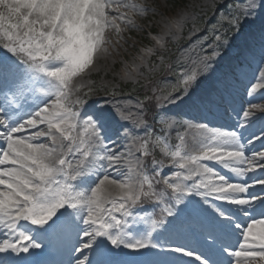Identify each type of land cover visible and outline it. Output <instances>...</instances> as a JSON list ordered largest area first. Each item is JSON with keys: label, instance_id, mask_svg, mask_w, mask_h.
<instances>
[{"label": "snow or ice", "instance_id": "snow-or-ice-1", "mask_svg": "<svg viewBox=\"0 0 264 264\" xmlns=\"http://www.w3.org/2000/svg\"><path fill=\"white\" fill-rule=\"evenodd\" d=\"M197 7L191 0H0V264H37L23 254L65 232L67 264H264V105L237 109L235 74L201 89L216 71L214 45L208 54L201 37L183 50L190 68L166 92L101 102L92 99L105 91L101 84L80 94L122 33L142 30L137 18L159 16L163 31L151 38L163 49ZM254 16L264 24V0H241L227 20L240 32ZM140 52L146 73L133 63L121 79L136 83L134 73L158 70L146 59L156 48ZM261 87L253 83L247 94ZM108 94L115 97V87ZM194 110L239 119L228 131L177 119ZM177 125L183 131L173 144ZM253 138L261 150H249ZM148 203L159 213L140 215Z\"/></svg>", "mask_w": 264, "mask_h": 264}, {"label": "rangeland", "instance_id": "rangeland-1", "mask_svg": "<svg viewBox=\"0 0 264 264\" xmlns=\"http://www.w3.org/2000/svg\"><path fill=\"white\" fill-rule=\"evenodd\" d=\"M222 1L223 0H191V2L200 6L193 9V11L196 12L195 19H189L185 22L184 28L179 33L177 39L167 37L165 48L163 49L159 48L151 38L152 35L160 34L163 30V24L161 23L159 16L149 14L147 19L137 18L136 23L141 26L142 30L137 31L135 29H129L122 33L124 39L116 44V51H113L112 56L105 60L98 61V65L95 67L93 66V70L90 74L85 75L83 81L86 87L81 90L80 94L82 95L83 92H86L88 87L98 89L99 86L103 84L106 86L105 91H95L92 94V99H101V102H103L102 98H104L114 102L129 97L133 99L137 98L126 91H122V88H125L127 85L138 86L141 83H153V88L155 87L157 90L165 92L173 87H177L179 86L181 79V71L190 68V65L187 67L184 66L189 60L187 54L182 55L183 50L187 49L193 41L205 37L206 39H204L202 43L207 53L211 54L212 51L209 45H214L217 48L219 55L214 61L215 73L211 74L210 77L201 80V89L208 88V83L212 82L217 77H222L224 75L232 76L235 74L239 79H234L232 81L234 97L236 98L238 96V100L240 99L244 101L245 98H243V96L247 97L248 100L244 103L245 108L250 106L249 102L264 105V79H260L259 76L260 71L264 70V63H261L262 57H264V24H262L259 17L254 16L252 18L255 20L254 23L243 22L241 31L237 32L229 25L227 18L229 17L230 12L234 13L235 9L240 6L241 0H236V2L229 5L226 10L217 13V8ZM160 2H162V0H145V3L148 5H154ZM178 2L183 4L189 2V0H178ZM173 15V13H169L170 17ZM222 16L225 17V19H221ZM152 26H155L156 29H153ZM194 26L199 29V31L189 39V32ZM257 26H259V28H255ZM231 31L235 32V35L234 38L229 39V36H226L225 33ZM216 34L222 36L220 42L214 40ZM109 36L113 41H116L114 33L110 32ZM248 39L249 41L252 40L255 42V44L251 46ZM240 41H242V44ZM145 47L156 48V54L151 57H146V59L149 61L150 65L158 66V70L154 74L146 76H140L134 73L136 76V83H133L128 79H121L126 70V66L128 70H131V65L133 63L140 66L141 72L146 73L149 65L141 64L140 60L137 59L138 54H136V51H138L141 55L140 49ZM196 51L198 52L199 49H196ZM134 55H136V57ZM161 55L164 57L163 65L160 64L159 57ZM257 56H260V58ZM185 60H187V62ZM243 62H250L253 64V67L249 68L246 65L245 68ZM180 66L183 67L179 68ZM234 69H236L237 73ZM243 69L245 78L240 74ZM255 73H257L255 81L251 82V76ZM89 81L94 83L89 84ZM253 83H260L262 87L249 96L247 94L248 87ZM113 87H115L117 93L115 97L108 94V90ZM2 100L3 96L0 95V101ZM89 103H91V100ZM257 115H259V113H257ZM177 119L183 121L182 117L178 116ZM238 119L235 120L233 123L234 125ZM260 126V123L258 125L256 124L255 128L258 129ZM176 127V133L171 141L175 139L177 140V131H183V128H180L182 126L177 125ZM253 141L256 142L257 140L253 138ZM253 144L248 146L249 150H257L253 148ZM259 147L261 150L262 146L260 145ZM214 165L219 166L215 163ZM164 171L170 172V169L166 166ZM138 212L140 215H145L149 214L150 210L146 206H143L138 209Z\"/></svg>", "mask_w": 264, "mask_h": 264}, {"label": "bare ground", "instance_id": "bare-ground-1", "mask_svg": "<svg viewBox=\"0 0 264 264\" xmlns=\"http://www.w3.org/2000/svg\"><path fill=\"white\" fill-rule=\"evenodd\" d=\"M143 1L145 2V0H143ZM152 28H153V29H156L155 26H152ZM162 31H163V30H162ZM162 31H161L160 33H162ZM113 37H115V36H113ZM115 39H117V38L115 37ZM114 42H115V41H114ZM116 44H118V43H116ZM136 54H138L137 56L140 55V53H139L138 51H136ZM134 56L136 57V55H134ZM185 61L187 62V60H185ZM97 65H98V64H97ZM188 65H190V64H189V61H188V63H186L184 66L187 67ZM95 66H96V65H95ZM182 67H183V66H180L179 68H182ZM95 70H96V69H95ZM212 83H213V82H209V83H208V88L211 87ZM192 115H193V114H192ZM114 139H115V138H114ZM45 240H46V239H44V241H40V240H38V242H41L43 246H46V245H47L46 243L51 242V240H49V241L46 240V242H45ZM3 255H4V254H0V256H3Z\"/></svg>", "mask_w": 264, "mask_h": 264}]
</instances>
